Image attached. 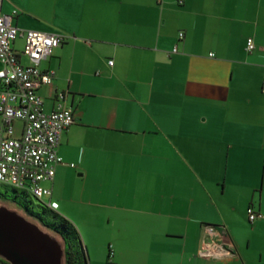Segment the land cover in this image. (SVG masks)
Wrapping results in <instances>:
<instances>
[{"label": "crops", "instance_id": "0c3cea01", "mask_svg": "<svg viewBox=\"0 0 264 264\" xmlns=\"http://www.w3.org/2000/svg\"><path fill=\"white\" fill-rule=\"evenodd\" d=\"M180 1H3L20 30L65 38L37 66L44 111L76 118L45 201L88 264H264V0ZM208 226L229 255L201 256Z\"/></svg>", "mask_w": 264, "mask_h": 264}, {"label": "built area", "instance_id": "2783aa9c", "mask_svg": "<svg viewBox=\"0 0 264 264\" xmlns=\"http://www.w3.org/2000/svg\"><path fill=\"white\" fill-rule=\"evenodd\" d=\"M0 0V80L4 88L0 90V184L22 189L42 201L51 198L53 190L46 187L56 176L57 167L66 164L58 154L63 133L76 122L74 111L63 105L46 113L38 91L44 86H52L54 75L43 72L37 66L51 57L54 50L64 43V36L40 31H22L14 25L13 16L3 13ZM180 4L183 3L181 0ZM22 36L25 46L22 52L13 49L14 41ZM184 34L180 35L182 39ZM256 48L252 38L247 40V50ZM21 56H26L34 66L21 64ZM113 65V61H110ZM23 123L22 136H14L15 123ZM75 168L74 163L67 164ZM46 206L58 211L59 204L50 200ZM253 223L263 216L251 207L248 210ZM208 242L201 251L207 259L219 260L229 255L225 245L217 241L214 226L206 228Z\"/></svg>", "mask_w": 264, "mask_h": 264}, {"label": "water", "instance_id": "95a60500", "mask_svg": "<svg viewBox=\"0 0 264 264\" xmlns=\"http://www.w3.org/2000/svg\"><path fill=\"white\" fill-rule=\"evenodd\" d=\"M0 257L11 264H63L64 249L38 225L1 207Z\"/></svg>", "mask_w": 264, "mask_h": 264}, {"label": "trees", "instance_id": "16d2710c", "mask_svg": "<svg viewBox=\"0 0 264 264\" xmlns=\"http://www.w3.org/2000/svg\"><path fill=\"white\" fill-rule=\"evenodd\" d=\"M4 187H6L5 191L0 189V201L8 203L43 231L60 241L64 249L65 264H88L87 250L77 227L71 221L48 208L44 202L27 191L8 185ZM0 264L11 263L0 257Z\"/></svg>", "mask_w": 264, "mask_h": 264}, {"label": "rangeland", "instance_id": "374dc122", "mask_svg": "<svg viewBox=\"0 0 264 264\" xmlns=\"http://www.w3.org/2000/svg\"><path fill=\"white\" fill-rule=\"evenodd\" d=\"M23 64H24V65H28L27 59H26L25 57L23 58ZM16 135H17V134H16ZM0 189H1L2 191H5L6 187H4V185L0 184ZM45 200H47V198H44V199L42 200V202L46 203ZM1 207H5V208L9 209L10 211L17 212V213L20 214L21 216H24L21 212L17 211L14 207L10 206L8 203H4V202L0 201V208H1ZM25 218H26V217H25ZM26 219H27V218H26ZM28 220H29V219H28ZM29 221H30V220H29ZM44 232H45V231H44ZM63 264H65V263L63 262Z\"/></svg>", "mask_w": 264, "mask_h": 264}]
</instances>
